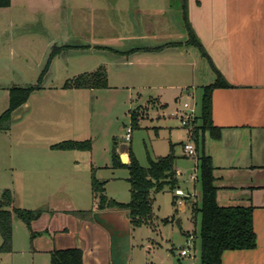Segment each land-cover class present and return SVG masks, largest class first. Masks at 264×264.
Segmentation results:
<instances>
[{
    "label": "rangeland",
    "instance_id": "1",
    "mask_svg": "<svg viewBox=\"0 0 264 264\" xmlns=\"http://www.w3.org/2000/svg\"><path fill=\"white\" fill-rule=\"evenodd\" d=\"M177 2L180 4L181 0H12L10 6L0 7V114L9 107L12 85L38 82L53 45L73 48L70 51L72 48L67 47L64 53L53 57L50 72L44 78L46 91L32 92L28 104L13 112L10 128L0 129L1 191L11 188L20 192L22 208L34 209L48 203V199H43L50 196L53 202L89 209L94 201L91 189L95 175L107 181L108 197L129 202V170L112 166L115 145L117 151L131 148L144 166L149 164L148 154L166 155L173 146L178 167L185 173L191 169L195 172L202 140L194 142L198 146L196 155H185L183 141L187 140L189 126L182 124L181 115L192 110L194 116L201 113L203 89L194 84V90L188 92L193 88L190 82V86L180 85L191 81V64L199 49L189 44L183 51H144L134 57L131 69L110 66L102 54L74 51L93 40L114 49L137 47L139 29L150 38L148 45L174 43L180 31L187 36L183 10ZM101 66L107 71L108 87H63L67 79ZM133 111L141 115L139 126L133 127L132 140L128 141L125 136L132 126ZM70 139H89L91 148H52L53 144ZM88 151L93 171L85 169L90 163ZM74 152L79 154L78 165ZM182 183L181 187L193 190L190 181ZM196 191L197 199L193 197L188 205L195 199L201 204L199 183ZM94 194L99 202V195ZM174 194L169 186L152 192L154 219L149 225L132 228L130 264H200L198 235L194 257L180 258L178 254L185 234L193 228L199 231L200 215L195 225L192 209L177 211ZM173 215L181 218L182 225L175 218L164 221ZM13 230L14 250L0 251V264H30L25 261V253H21L23 247L29 246L30 228L15 217ZM2 242L0 234V246Z\"/></svg>",
    "mask_w": 264,
    "mask_h": 264
},
{
    "label": "crops",
    "instance_id": "2",
    "mask_svg": "<svg viewBox=\"0 0 264 264\" xmlns=\"http://www.w3.org/2000/svg\"><path fill=\"white\" fill-rule=\"evenodd\" d=\"M185 1L181 0L180 4L177 2V6L181 11L183 10V13L187 7L191 26L209 58L203 55L199 47L195 45L200 52L195 54L196 57L191 64L194 74L191 81L189 79L187 83L180 86H188L190 82L193 88H190L188 92L193 91L195 85L204 91L206 85L217 79L218 74L214 68H217L230 84V86L214 88L211 95L212 123L220 128V136L215 138L207 130L200 137L202 152L205 151L211 156L215 167L217 201L220 205H244L254 208L256 246L225 250L221 264H264V0ZM182 32L180 31L181 35L174 41L181 42L180 44L169 43L170 45L159 49L151 48L154 44L148 45L150 38L139 29L137 30L139 35L135 37L139 40L137 47L122 46L114 49L109 44L93 40L81 46L82 49L74 48V51L78 54H102L107 57L106 62L110 66L131 69L134 57L144 51L158 54L185 50L189 45L184 43L188 34L185 37ZM164 43L166 42H161V44ZM70 51H73V48ZM45 83L44 80L41 88L33 92L46 91ZM27 104L28 102L25 105ZM196 116V125L199 126L202 123L201 113ZM186 131L188 138L190 131L189 129ZM196 150L198 153V146ZM60 151H77V149ZM118 151L120 156L122 153L127 154L128 162L130 161L128 150ZM73 155L74 162L78 165L79 154L74 152ZM88 157L90 163L88 162L85 169L91 168L93 171L94 165L90 151H88ZM197 163L198 158L195 161V168L198 167ZM195 168L193 170L196 172ZM176 170L177 172L180 170V173H177L180 180L179 187L189 193V196L184 207L179 209L176 203L175 207L177 211L188 208L191 210L188 202L198 195L197 180L191 178L194 173L192 169L185 173L176 164ZM183 174L187 175V178L181 179ZM185 181L192 183L193 190L181 187L182 182ZM9 189L14 198L12 206L21 207L20 192ZM91 190L94 201L89 209H77L73 204H66L64 201L53 202L54 199H50V196L43 199V201L48 199V203L43 202L44 204L36 207L43 208V212L32 220L29 246L21 250V253L26 255L24 256L26 262L50 264L52 250L79 247L82 249L84 264H130L132 226L129 236L125 231L123 217L116 219L110 217L111 227L116 229L112 233L97 221L94 216L96 212L120 209H100L93 189ZM174 196L176 197L175 194ZM81 211H89L91 214ZM180 225H182L181 218ZM194 230L195 228L191 231ZM186 236L185 234L183 243ZM13 250L12 245L9 251L2 252L11 253Z\"/></svg>",
    "mask_w": 264,
    "mask_h": 264
},
{
    "label": "trees",
    "instance_id": "3",
    "mask_svg": "<svg viewBox=\"0 0 264 264\" xmlns=\"http://www.w3.org/2000/svg\"><path fill=\"white\" fill-rule=\"evenodd\" d=\"M12 0H0V7L11 5ZM185 1V0H183ZM186 2V1H185ZM186 7V6H185ZM188 38L187 44H194L199 47L203 55L209 58L200 39L191 26L187 7L183 13ZM174 45L181 42H174ZM165 44L155 47L162 48ZM55 46L50 53L46 67L40 74L38 82L29 85L14 84L9 88V107L0 114V129L8 130L12 120L13 112L24 105L34 90L41 88L45 73L53 59L58 53ZM217 79L204 87L202 97V123L197 126V116L193 121V127L189 129L190 135L196 143L205 131H210L215 138L220 136V128L212 123V99L211 95L216 87L230 86L222 73L217 69ZM107 71L102 66L97 70L84 72L80 75L67 79L63 84L64 88H106L108 87ZM139 111L131 113L132 129L139 126ZM184 145V141H183ZM57 150L90 149L91 140H63L52 145ZM130 161L124 163L116 145L112 151V166L115 168L125 167L129 170L128 181L131 185L132 198L129 202H118L105 194V181H101L93 175V192L100 197V209H122L128 211L132 228L135 226L149 225L154 219V198L153 191H160L166 186L175 191L180 186L177 176V156L173 146L166 155L153 157L148 154V166L140 163L135 153L130 148ZM198 177L197 183L201 186V204L196 200L191 204L192 220L197 225V217L200 215V229L195 228L194 232L201 240L200 264H221L222 254L227 249L254 248L257 244L256 232L253 220V206L244 205H220L217 201V185L215 184L214 164L212 158L205 151L198 156ZM176 200V197H174ZM174 200V204L176 203ZM12 191L8 188L0 190V234L3 242L0 251H9L13 240V217L16 216L26 223L30 228L32 220L36 219L43 212V208H22L13 204ZM82 212V211H81ZM82 213H90L82 212ZM171 218H175L173 215ZM166 218L164 221H170ZM189 232L186 233V235ZM174 251V250H173ZM181 260V259H179ZM50 264H84L82 249L79 247L54 249L51 251ZM182 264V263H181Z\"/></svg>",
    "mask_w": 264,
    "mask_h": 264
},
{
    "label": "built area",
    "instance_id": "4",
    "mask_svg": "<svg viewBox=\"0 0 264 264\" xmlns=\"http://www.w3.org/2000/svg\"><path fill=\"white\" fill-rule=\"evenodd\" d=\"M188 104L186 103L185 104V107H187ZM194 111L192 110L191 112L189 113H185V114H182L181 115V122L184 126L188 127V129H190V125H192L193 127V121L195 119L196 116H194ZM191 127V128H192ZM126 139L127 140H130L131 137H132V127L129 126L127 128V132H126ZM195 140L193 139V137L191 135L188 136L187 140L184 141V145H183V148H184V152H185V155L187 156H194L196 155L197 153V150H196V145H195ZM196 172H194L192 175H191V178L193 180H197V177H198V168L196 167L195 168ZM177 173H180V170L177 172ZM175 195L177 197L176 199V204L181 208V207H184L186 205V199L188 198L189 196V193L185 192V190H183L182 188L178 187L175 189ZM196 233L194 231H190L187 236H186V239H185V242L183 244H180L178 246V254L180 257H194L195 256V249H196ZM157 264V263H155Z\"/></svg>",
    "mask_w": 264,
    "mask_h": 264
},
{
    "label": "water",
    "instance_id": "5",
    "mask_svg": "<svg viewBox=\"0 0 264 264\" xmlns=\"http://www.w3.org/2000/svg\"><path fill=\"white\" fill-rule=\"evenodd\" d=\"M184 43H186V41ZM165 44H168V43L166 42L164 44H154L151 48H155V47L162 46V45H165ZM121 158H122L123 162H128V155L127 154L122 153L121 154ZM94 216L96 217V220L99 221L102 225L106 226L111 233L114 231L115 228L111 227L110 223H112V222L110 221V217L112 216L115 219L123 217L124 220H125L124 221V223H125V231H126L127 235L130 236L131 222H130V218L128 216V211L127 210L120 209V210H113V211L96 212L94 214ZM176 222H177V224L180 225V218H177Z\"/></svg>",
    "mask_w": 264,
    "mask_h": 264
},
{
    "label": "flooded vegetation",
    "instance_id": "6",
    "mask_svg": "<svg viewBox=\"0 0 264 264\" xmlns=\"http://www.w3.org/2000/svg\"><path fill=\"white\" fill-rule=\"evenodd\" d=\"M54 46H55L56 48H58V49H57L58 53H62V52L64 53V51L66 50V48H67V47H70L71 45H65V46H60V47H58L57 45H53V47H54ZM74 47H75V46H74ZM58 53H57V54H58ZM57 54H56V55H57ZM50 64H51V63H50ZM49 68H50V65H49V67H48L47 72L45 73V76L48 74V72H49ZM43 70H44V69H43ZM41 73H42V72H41ZM44 78H45V77H44ZM44 78H43L42 83L44 82ZM42 83H41V84H42ZM28 100H29V99H28ZM27 102H28V101H27ZM27 102H26V103H27ZM26 103H25V104H26ZM25 104H24V105H25ZM22 106H23V105H22ZM20 107H21V106H20Z\"/></svg>",
    "mask_w": 264,
    "mask_h": 264
}]
</instances>
